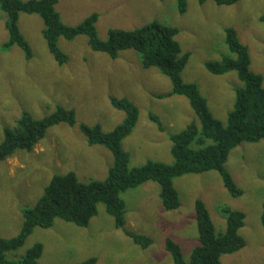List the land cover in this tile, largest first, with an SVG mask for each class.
Returning <instances> with one entry per match:
<instances>
[{"label":"rangeland","instance_id":"obj_1","mask_svg":"<svg viewBox=\"0 0 264 264\" xmlns=\"http://www.w3.org/2000/svg\"><path fill=\"white\" fill-rule=\"evenodd\" d=\"M61 20L76 25L91 13L99 39L108 29H133L152 20L178 29L176 39L189 59L181 72L185 82L199 84L210 106L224 114L232 109L239 82L234 71L222 75L208 72L207 61L231 56L225 29L233 27L250 52V69L263 77L264 88V0H239L232 5H217L214 0L199 3L187 0L180 13L176 0H58L55 5ZM6 14L0 10V142L3 128L13 127L22 111L35 119L54 112L58 105L73 109L76 122H61L50 127L32 151L18 150L0 162V237L15 236L22 225V211L32 207L56 174L73 171L80 180L105 178L113 162L109 150L88 145L79 125L100 124L110 131L122 122L124 113L114 108L109 97L126 98L138 108L137 122L122 140L130 166L154 158L169 163V136L198 122L185 96L158 97L171 91V82L157 68H143L137 51H118L116 57L93 51L84 35L58 39L59 49L67 56L57 64L42 36L43 20L38 14L20 12L17 26L31 50L25 58L18 45L5 48L8 30ZM217 107V108H216ZM156 115L159 129L150 119ZM226 116L220 118L225 122ZM225 168L242 191L233 196L223 186L216 170L177 177L180 206L166 210L157 197V184L147 182L121 194L125 199L124 228L151 239L140 246L117 228L114 219L99 204L97 215L86 227L56 219L50 228H35L24 244L6 252L9 260L21 258L35 243L43 246L40 264H80L91 257L94 264H174L165 249L170 238L179 244L185 261L198 244L194 203L206 206L217 233L226 227L221 207L245 214L240 234L245 246L220 257L221 264H264V228L260 221L264 196V141L241 142L230 151Z\"/></svg>","mask_w":264,"mask_h":264},{"label":"trees","instance_id":"obj_2","mask_svg":"<svg viewBox=\"0 0 264 264\" xmlns=\"http://www.w3.org/2000/svg\"><path fill=\"white\" fill-rule=\"evenodd\" d=\"M204 3L206 0H198ZM239 0H214L217 5H232ZM58 0H0V10L6 14L5 26L8 39L5 48L18 45L25 58L31 57V50L20 33L17 20L20 12L38 14L43 20L42 36L47 48L57 64H63L67 56L59 49L60 37L72 40L84 35L93 51L103 52L111 58L118 51L133 49L138 52L143 68L155 67L167 76L171 82L172 94L185 96L195 113L198 122H190L185 128L171 134L170 153L173 161L165 163L147 159L141 165L130 166L129 154L122 147V140L133 130L138 108L126 98L109 97L111 105L123 111L121 123L110 131H103L100 124L81 123L80 131L88 145L105 147L111 153L113 162L107 167L103 179L80 180L73 171L54 175L43 193L32 207L23 209V222L19 232L12 237H0V264H40L43 246L35 243L18 259L9 260L6 252L20 248L26 238L37 228H50L56 219L70 222L78 227H86L97 215L98 205L103 204L105 211L113 217L115 226L140 246H148L151 239L124 228L126 206L122 193L146 182H155L158 197L166 210L177 209L180 199L174 180L185 174H196L216 170L223 186L237 196L242 191L234 183L225 162L231 150L241 142H259L264 140V88L261 74L250 69L248 47L241 43L233 27L225 29V41L231 56L226 55L217 61H207L204 66L214 75L234 71L242 82L234 89L233 107L226 114L225 122L210 111L207 99L200 93L197 85L185 82L181 72L185 67L189 53L182 52L176 39L178 29L152 20L144 26L133 29L110 28L104 40L99 39L95 23L98 15L93 12L76 25L65 24L55 9ZM180 13L187 9V0H176ZM264 23V15L259 17ZM150 119L162 128L159 118L150 113ZM64 122L74 125L73 109L58 105L54 112L40 119L33 118L29 112L22 111L13 127L3 128V140L0 142V162L12 156L18 150L32 151L46 134L47 130ZM195 222L198 232V244L184 260L178 243L170 238L165 240V249L172 256L174 264H221L220 257L241 250L245 240L239 230L244 225L245 214L227 206L221 207L225 215L226 227L217 233L205 204L197 199L194 203ZM264 228V196L260 216ZM91 257L80 264H94Z\"/></svg>","mask_w":264,"mask_h":264},{"label":"crops","instance_id":"obj_3","mask_svg":"<svg viewBox=\"0 0 264 264\" xmlns=\"http://www.w3.org/2000/svg\"><path fill=\"white\" fill-rule=\"evenodd\" d=\"M243 44H245V43H243ZM246 45V44H245ZM247 46V45H246ZM248 47V46H247ZM248 51H249V48H248ZM249 54H250V52H249ZM185 81V80H184ZM192 83H195V82H192ZM196 85H197V87H198V89H199V91H200V93L207 99V97L201 92V90H200V87H199V84L198 83H195ZM242 85V82L239 80V82L238 83H236L235 84V86H234V89L235 88H237V87H240ZM176 96H179V95H176ZM207 104H208V107H209V109H210V111L213 113V115L215 116V117H217V118H221V117H223L224 115L226 116V114H227V112H226V114H224V112L223 111H216L215 109H214V107L212 108L211 106H210V104H209V101L207 100ZM217 108V107H216ZM261 141H264V140H261ZM171 147V146H170ZM171 154V153H170ZM172 156V155H171ZM148 159V158H147ZM152 160H157V161H159L158 159L159 158H157V159H154V158H151ZM173 161V159L169 162V163H171ZM107 173V167H106V169H105V174ZM182 177V176H181ZM177 179V178H176ZM176 179L174 180V186H175V188L177 189V187H176V183H175V181H176ZM147 183V182H146ZM143 185V184H142ZM141 186V185H140ZM157 186V185H156ZM129 190H133V189H129ZM128 191V190H127ZM126 191V192H127ZM178 191V190H177ZM126 192H124V193H122V194H125ZM178 194H179V191H178ZM157 197H158V186H157ZM122 198H123V200L125 199L123 196H122ZM159 198V197H158ZM99 208V207H98ZM99 210V209H98ZM95 217V216H94ZM93 217V218H94ZM92 218V219H93ZM91 219V220H92ZM239 233H240V230H239ZM241 235V234H240Z\"/></svg>","mask_w":264,"mask_h":264}]
</instances>
